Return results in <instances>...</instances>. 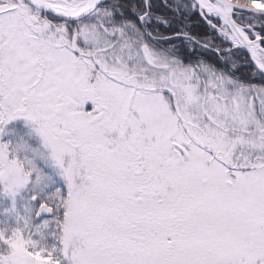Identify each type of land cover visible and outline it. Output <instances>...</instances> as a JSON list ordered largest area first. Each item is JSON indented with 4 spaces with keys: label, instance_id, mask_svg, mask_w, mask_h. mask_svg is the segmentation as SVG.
Wrapping results in <instances>:
<instances>
[{
    "label": "snow or ice",
    "instance_id": "1",
    "mask_svg": "<svg viewBox=\"0 0 264 264\" xmlns=\"http://www.w3.org/2000/svg\"><path fill=\"white\" fill-rule=\"evenodd\" d=\"M0 264H264V0H0Z\"/></svg>",
    "mask_w": 264,
    "mask_h": 264
}]
</instances>
